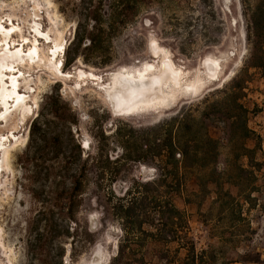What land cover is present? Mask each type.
<instances>
[{"label":"rangeland","instance_id":"rangeland-1","mask_svg":"<svg viewBox=\"0 0 264 264\" xmlns=\"http://www.w3.org/2000/svg\"><path fill=\"white\" fill-rule=\"evenodd\" d=\"M257 2L0 0V22L18 28L13 40L33 38L36 25L42 35L64 39L61 76L44 68L23 67L27 74L20 92L28 97L26 104L32 111L23 117L17 108L0 118V139L8 153L0 171V264L183 263L187 252L178 243L136 241V232L127 229L117 216L119 201H129L125 194L135 183L162 177L158 162H115L123 156L117 135L125 137L133 132L139 138L141 130L157 126L182 106L197 105L206 97L219 98L251 61L247 23L250 8ZM84 35L81 48H77ZM90 35L96 40L95 50L90 49ZM38 40L44 41L42 37ZM152 41L191 74L202 69L207 59L219 62L217 77L206 82L196 98L181 95L173 104L157 110L113 115L102 86L123 69L154 64L157 59L149 48ZM78 72L93 74L102 81L78 80ZM248 74L244 103L257 111L248 125L261 138L264 163V108H260L264 104V72L250 68ZM51 98H59L63 120L50 115ZM257 115L263 118L261 122L253 120ZM34 122L44 142L29 143ZM210 133L220 137L218 130L211 129ZM255 144L254 140L247 142L249 148ZM75 145L80 146L82 158L76 155ZM74 154L77 157L72 160L71 174L91 156L79 192L72 191L71 175L65 178L64 172ZM112 174L114 181L110 180ZM186 188L188 194L198 190L192 179ZM225 188L236 195L235 189ZM256 188L251 206L241 202L244 223L214 206V194L201 207L193 198L194 203L186 205L183 197H173L188 220L189 236L184 242H193L197 254L217 251L218 264L224 260L264 264V167L258 173ZM142 216L149 224L160 221L154 212ZM143 229L155 232L149 225Z\"/></svg>","mask_w":264,"mask_h":264},{"label":"trees","instance_id":"trees-1","mask_svg":"<svg viewBox=\"0 0 264 264\" xmlns=\"http://www.w3.org/2000/svg\"><path fill=\"white\" fill-rule=\"evenodd\" d=\"M85 37L84 35L79 40L76 38L77 48H81ZM88 39L91 43L90 49L95 50L96 40L91 35ZM247 39L252 46L251 61L219 93V98L206 97L197 105H184L157 126L141 130L142 135L139 138L134 137L133 132L125 137L117 135L123 156L115 159V162L154 161L160 164L162 172L161 179L157 181L135 183V187L125 194L126 198H130L129 201L126 204L124 200L119 201L117 216L125 222L127 229L129 227L136 232V241L178 243L187 252L182 264H218L217 251L211 249L197 254L193 242H184L189 236L188 220L185 213L174 204L173 197H183L186 205L193 204V198L198 207H201L207 197L214 194V206L220 211L229 212L238 222L244 223L241 202L251 206V197L258 191V173L264 167L261 138L248 125L250 116L257 111L249 110L244 101L248 97L250 84L248 70L253 68L264 72V0H258L250 8ZM78 53L76 50V55ZM51 100L49 113L61 120L63 109L59 106V98ZM211 129L218 130L220 137H212ZM39 131L40 128L34 122L30 130V144L44 142L45 137L37 134ZM36 135L39 137L36 138ZM56 140L59 141V137ZM251 140L256 142L254 148L247 146V142ZM75 147L78 151L76 155L82 158L80 146ZM76 155H70V162L64 168L65 178L71 175L73 192L81 191L82 177L91 158L88 156L84 164L71 174L72 160ZM107 162L111 163L109 160ZM103 172L105 174L106 169ZM113 175L115 174H112L111 181L116 177ZM191 179L195 181L198 190L188 194L186 185ZM225 187L235 189L236 195ZM152 212L160 217L158 224H149L146 218H142L143 214L147 216ZM145 225H149L155 232L145 231ZM219 253L222 254L220 251ZM220 264L231 263L224 260Z\"/></svg>","mask_w":264,"mask_h":264},{"label":"bare ground","instance_id":"bare-ground-1","mask_svg":"<svg viewBox=\"0 0 264 264\" xmlns=\"http://www.w3.org/2000/svg\"><path fill=\"white\" fill-rule=\"evenodd\" d=\"M17 30L12 24L4 26L0 22V118L17 108L21 109L23 117L32 111V107L26 104L28 97L20 92L21 81L27 74L23 67L44 68L55 76L62 74L63 36L58 35L52 40L42 35L40 27L36 25L33 38L16 41L12 35ZM38 37L44 39L43 43H40ZM149 48L157 59L154 64H145L138 69H123L110 81L103 82L102 88L110 107H113L114 115L157 110L173 104L181 95L195 97L200 94L206 82L218 75L220 66L215 60H205L201 64L202 69L191 74L177 65L171 54L157 42L152 41ZM76 77L78 80L94 79L98 84L102 81L85 72L76 73ZM1 148L0 171L5 167L8 154L2 139Z\"/></svg>","mask_w":264,"mask_h":264},{"label":"crops","instance_id":"crops-1","mask_svg":"<svg viewBox=\"0 0 264 264\" xmlns=\"http://www.w3.org/2000/svg\"><path fill=\"white\" fill-rule=\"evenodd\" d=\"M256 103L259 105L260 104V102H259V100L257 99L256 100ZM254 105H256V104H254ZM260 108L262 109V108H264V104L263 105H261L260 104ZM261 114H263V116H264V110H263V113H261ZM255 122L256 121H259V122H261L262 120H263V118L259 115H257V117H254V119H253ZM250 124H251V121H250ZM260 128V127H259ZM255 131H256V129H255Z\"/></svg>","mask_w":264,"mask_h":264},{"label":"water","instance_id":"water-1","mask_svg":"<svg viewBox=\"0 0 264 264\" xmlns=\"http://www.w3.org/2000/svg\"><path fill=\"white\" fill-rule=\"evenodd\" d=\"M198 96V95H197ZM197 96H195V97H191V98H196ZM111 108V112H112V114L114 115L115 113H114V111H113V107H110ZM115 116H119V115H115ZM84 148V147H83ZM95 259V258H94Z\"/></svg>","mask_w":264,"mask_h":264},{"label":"snow or ice","instance_id":"snow-or-ice-1","mask_svg":"<svg viewBox=\"0 0 264 264\" xmlns=\"http://www.w3.org/2000/svg\"><path fill=\"white\" fill-rule=\"evenodd\" d=\"M85 147H87V145H85Z\"/></svg>","mask_w":264,"mask_h":264},{"label":"flooded vegetation","instance_id":"flooded-vegetation-1","mask_svg":"<svg viewBox=\"0 0 264 264\" xmlns=\"http://www.w3.org/2000/svg\"><path fill=\"white\" fill-rule=\"evenodd\" d=\"M85 145H87V144H85Z\"/></svg>","mask_w":264,"mask_h":264}]
</instances>
